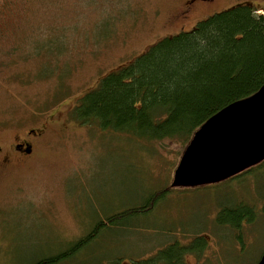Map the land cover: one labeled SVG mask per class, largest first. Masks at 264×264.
I'll list each match as a JSON object with an SVG mask.
<instances>
[{"label":"rangeland","instance_id":"374dc122","mask_svg":"<svg viewBox=\"0 0 264 264\" xmlns=\"http://www.w3.org/2000/svg\"><path fill=\"white\" fill-rule=\"evenodd\" d=\"M248 0L204 1L184 27ZM264 3V0H251ZM177 0H0V142L49 126L31 158L0 174V264H33L71 246L96 220L131 208L75 254L79 264L147 259L178 242L206 241L182 264H258L264 253V166L201 187L171 188L182 148L83 124L79 98L103 75L161 37ZM171 21V23H170ZM241 178V179H240ZM253 205L237 231L217 223L224 206ZM103 261V262H105Z\"/></svg>","mask_w":264,"mask_h":264},{"label":"trees","instance_id":"16d2710c","mask_svg":"<svg viewBox=\"0 0 264 264\" xmlns=\"http://www.w3.org/2000/svg\"><path fill=\"white\" fill-rule=\"evenodd\" d=\"M100 78L96 87L79 98L73 112L81 123L123 132L151 144L166 140L178 143L183 154L198 127L210 116L263 86L264 3L237 2L215 12L191 29L161 37L138 57ZM263 166L264 162L230 179ZM171 188L168 185L162 192ZM136 210L104 215L70 247L39 257L33 264L72 261L100 228L107 223L118 224L119 218ZM216 217L220 226L231 227L241 239L242 225L255 220L256 209L240 201L233 207L224 206ZM197 240V246L195 242L188 246L170 243L147 259L127 264H182L186 253H203L206 241L203 237ZM122 260L116 257L92 263L83 259L79 264H123Z\"/></svg>","mask_w":264,"mask_h":264},{"label":"water","instance_id":"95a60500","mask_svg":"<svg viewBox=\"0 0 264 264\" xmlns=\"http://www.w3.org/2000/svg\"><path fill=\"white\" fill-rule=\"evenodd\" d=\"M189 141L173 172V188L223 182L264 162V84L210 116ZM259 259L264 264V253Z\"/></svg>","mask_w":264,"mask_h":264},{"label":"flooded vegetation","instance_id":"af4514ba","mask_svg":"<svg viewBox=\"0 0 264 264\" xmlns=\"http://www.w3.org/2000/svg\"><path fill=\"white\" fill-rule=\"evenodd\" d=\"M204 1L211 0H177L174 8L175 10L171 14L170 20L183 21V25L179 30L180 32L187 30L184 27V24H187L188 21H190L189 18L191 15L200 5H203ZM48 130L49 126L44 122L41 128H30L23 134H16L9 147H4L0 142V174L10 166L21 162L26 158H31L35 151V145L43 139V135L48 132Z\"/></svg>","mask_w":264,"mask_h":264}]
</instances>
